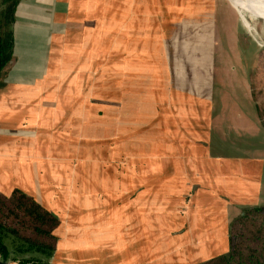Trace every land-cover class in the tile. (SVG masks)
<instances>
[{
    "label": "rangeland",
    "instance_id": "rangeland-1",
    "mask_svg": "<svg viewBox=\"0 0 264 264\" xmlns=\"http://www.w3.org/2000/svg\"><path fill=\"white\" fill-rule=\"evenodd\" d=\"M105 1L107 11L105 33L100 30L90 34L91 46H85L84 60L74 62L58 56L61 60L53 62L52 78H60L63 88H68L72 93V95L69 93L68 99L72 97L74 110L67 121L59 117V120L54 122L51 120L54 116L50 113L51 116L48 118L44 116L43 119L48 126L46 124L41 126L37 123L42 121L39 113L42 114L43 110L36 109L37 113L25 110L24 116L21 117L18 115L17 107L9 111V106H6L8 113L12 112L10 114L13 116L5 121L0 117V188L4 185L10 186L12 181L19 185L23 177H30L34 182L30 192L34 197L42 196L48 204H56L58 207L54 208L62 210L65 217L69 214L75 219L74 223L67 222L70 220L69 217L60 222L56 228L60 238L67 237L65 240L72 245L77 241L81 242L79 239L86 235L92 237L94 233L99 232L114 234L118 245L121 246L119 255H114V258L121 259L118 258L123 254L121 250L129 241L122 233L128 229V225L134 223V218H138L139 230L136 231L135 236L138 238L133 251L135 248H146L148 245L150 254L152 251L155 252V247L165 243L167 236L164 238V235L167 232L163 226L165 221L161 220H166V216L170 224L179 223L182 218L183 222L181 221L180 225H186L188 230L184 231V234L187 238L191 236L193 220L199 229L206 228L207 215L217 208L207 205L200 207L197 213L194 205L188 204L189 197L176 192L173 194L175 190H172L171 186L177 183L173 181L168 183L164 180L163 186L170 187L171 190L162 186L157 187L152 184L156 183L155 180H158L162 173L155 174L151 180L146 179L145 173L148 170L161 172L164 168L165 172L171 170L172 161L163 156L171 155L172 158V143L175 141L174 144H178L179 138L191 140L196 132L205 135L213 130L214 138L225 144L228 128L223 119H227L229 113L248 114L253 104L257 113L255 123L264 131V37L260 38L253 32L238 8L236 10L243 17L244 24L237 11H232L234 19L228 16L229 8L226 1H222V4L221 1H217L216 9L211 6V9H215L213 17L215 29L212 34H215V41L218 44L217 53L223 56L233 55L235 58L238 55L244 56L242 64L247 83L250 85L248 88L251 98L247 103L245 97L238 96L239 94L231 97L228 94L217 93L212 101L205 102L199 93L200 86H190V91H187L184 82L170 81V74L163 61L144 60L143 56L139 55L136 61L127 62V65L119 63V52L113 54L117 49L115 44L119 42L120 35V29L116 31L114 26L116 19L112 8L115 2ZM120 5L123 7L125 4ZM253 16L254 27L261 34L264 14L256 12ZM118 23L116 21L117 25ZM134 23L136 24L132 19L127 23L129 33H133L138 39ZM120 32L123 33L122 30ZM228 32L230 45H226ZM192 35L195 36L193 31ZM93 41L95 45L92 46ZM100 41L105 44L102 57L97 53ZM76 48L67 47L63 50L76 52ZM59 52L61 54L62 51ZM248 60L251 63L245 65V61ZM257 60L258 63L255 62ZM24 64L22 62L17 64L12 74L29 75L30 72L26 70L27 66ZM222 68L225 67L221 66ZM219 69L220 66L216 63L215 84L221 79L217 71ZM160 70L163 71L161 74ZM3 105L4 102L0 101V106ZM225 106L227 108L224 111ZM209 119L212 120L211 126L208 125ZM60 123L65 124L61 126ZM37 126L41 127L40 131H44L43 134L37 131ZM134 128L137 129L135 131L137 134L132 137L133 133L128 131ZM122 132V139H116ZM59 134H63L61 136L65 138L61 139ZM3 137L9 138L10 142L3 141ZM35 138L46 139L36 143ZM181 148L188 157H191L194 150L188 143H184ZM42 154L46 156L43 157ZM210 155L214 157L201 158V166L200 164L197 166L194 156L191 160L188 159V163L201 170L209 166L206 162L211 158L220 162L215 157L219 156L218 154ZM7 171L11 173L3 174ZM130 178L133 180L132 185L129 184ZM129 185L135 192L120 189V186L125 188ZM219 187L221 183L212 189L213 193L223 198L226 192ZM130 193H137L139 196L137 200L130 201L128 195ZM237 208L230 206L226 211L228 215L236 216L239 209ZM67 224L69 227L66 229L64 225ZM219 225L216 241L220 248L216 253L223 254L227 248V223L223 225L219 221ZM121 235L122 242L119 244ZM78 252L76 251L73 256L80 257L82 252L81 250ZM91 253L95 261L98 262L99 258L101 262L99 264H110L113 261L111 259L113 257L106 253L99 256L101 252L97 250ZM201 256L199 255L200 259L209 257ZM105 258L108 259L105 260L106 263Z\"/></svg>",
    "mask_w": 264,
    "mask_h": 264
},
{
    "label": "crops",
    "instance_id": "crops-1",
    "mask_svg": "<svg viewBox=\"0 0 264 264\" xmlns=\"http://www.w3.org/2000/svg\"><path fill=\"white\" fill-rule=\"evenodd\" d=\"M165 1L170 6V14L153 0H123V2L122 0H119V2L114 0L112 12L117 23L121 22L117 25L115 21L114 26L116 31L120 29L123 32L121 34L119 31V42L115 44L117 49L113 53L119 52V63L126 64L127 62L136 61L139 55L140 57L143 56L144 60L163 61L166 64V70L170 74V81L184 82L187 85L185 87L187 91H190V86H200L199 93H201L202 100L205 102L212 101L213 96L217 93H224L225 95H231V97L239 94L238 96L245 97L248 103L251 98L248 88L232 87L218 90V88L225 85L226 77L223 74V70H217L221 79L215 84V66L217 62L210 59L202 44L192 35L193 30L178 0ZM217 1H221L220 4L223 3L222 1L227 2L226 5L229 8L228 16L232 17V11H236L228 0H198L199 14L202 26L205 29L212 28L214 24L212 15L215 13H213L211 6L216 9ZM120 3L125 5L123 7L122 5L119 6ZM106 12L105 0L19 1L15 14L16 20L13 25L14 63L12 69L4 78L3 87L0 88V101L4 102V105L0 106V117L2 120L5 121L13 116V114H10L12 112L8 113L6 109V106H9V111L15 110L14 108L17 107L18 115L21 117L24 116L23 112L25 110H32L34 113L39 109L43 110L42 114L39 113L42 121L38 122L37 125L43 126V124H46L47 122L43 121L44 116L48 118L50 113L54 116L51 119L54 122L58 121L59 117L67 121L68 116L74 110L72 97L68 99L69 93L70 95L72 93L71 90L68 91V88H63L60 78H52V73H54L53 62L61 60L58 56L61 58L66 57L69 61L74 62L79 61V59L81 61L84 60V48L85 46H91V43L89 44L90 34L100 30L105 33ZM115 19L113 18V20ZM130 19L136 22L134 24L136 25V31H138V39L133 33H129L130 28L127 23ZM93 45H95L94 41ZM104 45V42L100 41L97 52L100 57L104 55ZM67 47H77L76 52L69 49L64 52L63 49ZM59 51H62L61 54ZM20 62L25 63L24 66H27L26 70L30 72L29 75L26 73L18 74V76L17 74H12V70ZM162 72V70L159 71L160 74ZM209 89L215 91L211 95L202 94ZM226 108L225 106L224 111ZM255 110L253 104V106H250L248 114L240 115L235 111L238 114L229 113L228 118L223 119L228 128V138H226L225 144L214 138L213 130L205 135H200L196 132L191 140L179 138L177 140L178 144H174L176 143L174 141L172 143L173 148L170 147L173 149L172 153L174 154H172V158L171 155L163 156L167 160L172 161L171 170L165 172L166 169L164 168L161 172L148 170L145 173L147 180L154 179L157 173H162L160 174L161 177L155 180L156 183L152 184L157 187L162 186L164 189L168 188L171 190L170 187L163 186L164 180L168 183L171 181L177 183L175 186H171L172 190H175L173 194L176 192V194L180 193L179 195L183 194V196L189 197L188 204L194 205L197 213L200 207L203 208L207 205L217 208L207 215L206 228L203 230L199 229L196 226L197 223L193 220V230L189 239L184 234V231L188 230L185 227L186 225H180L181 221L183 222L182 218L179 223L170 224L169 218L166 216L168 220H161L165 221L163 226L166 229L165 232H167L164 235V238L167 236L164 240L165 243L163 241L164 244L155 247V252L152 251L150 254L147 248L148 245L146 248H135L133 251V246L137 243L138 238L135 236L136 231L139 230V226H137L138 218H134V223L128 225V229L122 233L129 241L124 246V249L121 250L123 254L118 257L121 259L114 258L119 255L121 248L114 234L111 235L107 232L94 233L92 237L86 235V237L79 239L81 240V242L79 241L80 243L77 241L70 245L65 240L67 237H61V239L55 229L54 234L58 235L57 244L48 264H99L101 263L99 258L98 262L92 258L93 254L91 252L95 253L96 250L101 252L98 256L102 253L111 255L113 261L110 264H195L222 253H216V250L220 248L219 243L216 241V234L220 226L219 221L223 225L227 223L226 232L228 233L229 223L244 208L264 206V131L259 124L255 123L257 117ZM211 123L212 120L209 119L208 125L211 126ZM64 124L60 123L61 126ZM46 125L48 126V124ZM36 128L37 131H40L41 127L37 126ZM136 130L134 128L128 132L133 133L131 136L135 137L137 134H135ZM43 132L40 131L39 133L43 134ZM122 134L123 132L119 133L116 139H122ZM61 135L63 134H59V137L64 139L65 137ZM3 138L2 140L6 141V143L10 142L9 138ZM35 139L36 143H39L45 141L46 138ZM34 140L32 139L31 141ZM184 143H188L193 148L194 151H192L191 157H196L194 161H196L197 166L199 164L201 166V158H210L212 156L210 153L218 154L219 156L215 157L220 162L218 163L211 158L206 162L209 163V166L201 170L197 169L198 167L196 166H190L188 159L191 160V157H188L183 148H181ZM194 153L197 154L195 155ZM42 156L46 155L42 154ZM8 173L11 172L7 171L3 174ZM132 181L130 178V185L133 184ZM32 183L34 182L30 177H23L19 185L12 181L10 186L4 185L0 188V192L8 195L14 188H19L26 193L32 194L30 192L32 191L31 188H33ZM219 183H221L219 189L225 191L227 197L223 196V198H220L218 195H214L213 190L219 186ZM130 185L126 186V189L120 186V189L135 192ZM128 195L130 201L137 200L139 197L137 193ZM37 199L49 207L59 217L60 222L68 217L70 220H67V222H75V219L71 218L69 214L65 217L62 210L54 208L58 207L56 204H48L42 196ZM175 201L178 202L179 200ZM197 205H199L198 209ZM228 206L239 208H237L238 213L236 216L228 215ZM197 216L196 214V218ZM178 225L180 226L178 227ZM64 226L67 229L69 224ZM84 233L83 231L82 234ZM122 235L119 244L122 242ZM145 236L147 237V234ZM93 241L96 242L94 243ZM7 245L12 248V239H7ZM227 249L228 243L226 252ZM80 250L82 252L80 257L73 256L76 251ZM199 255H202L201 257H209L200 259ZM105 260L108 261L105 258V263ZM6 262L7 264H17L13 259H9Z\"/></svg>",
    "mask_w": 264,
    "mask_h": 264
},
{
    "label": "trees",
    "instance_id": "trees-1",
    "mask_svg": "<svg viewBox=\"0 0 264 264\" xmlns=\"http://www.w3.org/2000/svg\"><path fill=\"white\" fill-rule=\"evenodd\" d=\"M19 1L0 0V88L14 63L13 25ZM59 224V217L33 195L19 188L8 195L0 192V259L48 264ZM227 234V252L195 264H264V206L244 208L229 223Z\"/></svg>",
    "mask_w": 264,
    "mask_h": 264
},
{
    "label": "water",
    "instance_id": "water-1",
    "mask_svg": "<svg viewBox=\"0 0 264 264\" xmlns=\"http://www.w3.org/2000/svg\"><path fill=\"white\" fill-rule=\"evenodd\" d=\"M153 1L159 4L161 7H163V9L166 12H169V14L171 13L170 6L167 4L165 0H153ZM178 2L180 3L182 7V11L190 23L193 33L195 34V37L199 40L203 48L207 51L210 59L212 61H216L220 66V70H223L224 72L223 74L226 77L225 85L221 88H218V90H222L226 88L229 89L232 87L248 88L250 85L247 83V78L245 77V71H244L245 69L242 64V62H244L245 60L244 56L238 55L235 58V56L233 55L231 56L218 55L217 53L218 44L215 41V34H212L215 29L213 27L214 24L212 25V28H208V29H205V27L202 26V20L200 18L199 9H198L199 7L198 0H178ZM214 11L215 10H213V12ZM212 16L214 17L215 15L213 14ZM230 41L231 39H229V32H228L226 45H230L231 44ZM248 62L251 63V61L248 60L245 61V65ZM255 62L258 63L259 60ZM221 66L222 67L224 66L225 68L221 69ZM245 68H247V66H245ZM214 91L215 90L213 89L211 90L209 89L207 91H204L202 94L211 95ZM0 264H7V262L5 260L0 259Z\"/></svg>",
    "mask_w": 264,
    "mask_h": 264
},
{
    "label": "bare ground",
    "instance_id": "bare-ground-1",
    "mask_svg": "<svg viewBox=\"0 0 264 264\" xmlns=\"http://www.w3.org/2000/svg\"><path fill=\"white\" fill-rule=\"evenodd\" d=\"M228 1L235 7V9L238 8L241 11V13L244 15L248 25L253 30V32L260 38L264 37V25H263L262 33L259 34L254 27L255 17L253 16L256 12L258 14H264V0H228ZM237 13H238L240 20L244 24L243 17L241 16V14L238 11H237Z\"/></svg>",
    "mask_w": 264,
    "mask_h": 264
}]
</instances>
